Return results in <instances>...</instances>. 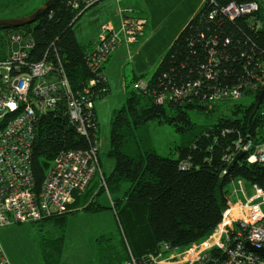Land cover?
<instances>
[{"label":"trees","instance_id":"16d2710c","mask_svg":"<svg viewBox=\"0 0 264 264\" xmlns=\"http://www.w3.org/2000/svg\"><path fill=\"white\" fill-rule=\"evenodd\" d=\"M230 1L216 0L211 6L205 3L177 35L156 70L149 76L135 75L130 80L125 103L115 112L108 152L115 166L106 173L99 154L104 180L100 175L97 192L108 190L110 207L122 232L123 252L118 246H109L111 264L124 263L130 253L142 257L160 252L165 245L182 248L202 242L221 223L234 180L242 178L248 184L264 186L263 165L247 163L245 157L232 162L225 160L233 152L237 137L252 131L257 124V115L251 119L256 96L248 105L228 102L232 114H219L206 127H196L188 113V109L213 113L220 107L218 103L209 108L194 94L204 97L218 88L244 85L260 74L264 62V27L256 31L246 15L235 18L226 15L222 7ZM88 9L75 14L65 0H56L36 22L9 29L27 31L34 39L30 61L47 59L63 65L73 87L80 89L92 76L85 61L92 45L78 41L74 26ZM213 12L215 15L211 17ZM258 14L264 23V7ZM1 30H10L0 27V57H4L7 41ZM139 80H146L149 88L157 87L160 92L176 89L182 94L188 92L190 99L187 102L169 99L158 104L149 92L135 87ZM150 120L169 123L183 133L196 128L197 132L176 145L175 156L163 155L141 144ZM36 132L32 161L35 189L40 190L55 157L64 151L89 149L92 136L90 130V136L80 133L63 101L57 110L41 115ZM89 190L90 185L75 192V199L65 213L34 223L62 226L69 212L80 208L96 212L105 208L91 199L93 192ZM50 249L60 253L63 246ZM46 256L52 257L49 253Z\"/></svg>","mask_w":264,"mask_h":264},{"label":"built area","instance_id":"2783aa9c","mask_svg":"<svg viewBox=\"0 0 264 264\" xmlns=\"http://www.w3.org/2000/svg\"><path fill=\"white\" fill-rule=\"evenodd\" d=\"M100 1L65 0V4L70 11L79 14ZM204 3L211 6L216 0H205ZM262 7L264 0L243 3L231 0L222 11L230 18L246 15L249 25L257 31L264 27L258 14ZM121 14L120 27L115 28L111 22L103 24L86 53L85 61L92 76L80 89L73 87L63 65L47 59L30 61V50L35 41L27 31L10 35L6 54L0 57V227L63 214L74 201L75 192L86 190L96 175L102 176L95 101L110 92L105 64L124 40L137 41L146 26V19L137 16L134 8H122ZM24 33L30 35V39L15 49V42H21ZM211 54L215 56L214 51ZM135 87L149 92L158 104L169 99L187 102L191 95L188 92L182 94L178 89L160 92L157 87L149 88L146 80H139ZM188 89L194 90L193 87ZM263 89L264 62H261L260 74L253 81L218 88L204 97L197 94L193 97H199L201 103L212 108L218 103H233L247 94H255L258 101ZM62 101L80 133L90 136L91 131L92 145L87 150L59 153L47 171L41 189L36 190L32 152L37 123L42 114L57 110ZM255 115L258 118L256 126L237 137L226 161L232 162L238 152H243L247 163L264 166V100ZM232 185L236 186L234 192L242 197L232 201L229 196L221 223L207 239L182 248L165 245L162 248L179 251L167 258L162 256V250L142 257L130 253L129 259L122 264H264V255L247 246L249 242L264 249V186L248 184L242 178L234 180ZM247 186L251 187V194H248ZM0 264H11L1 243Z\"/></svg>","mask_w":264,"mask_h":264},{"label":"rangeland","instance_id":"374dc122","mask_svg":"<svg viewBox=\"0 0 264 264\" xmlns=\"http://www.w3.org/2000/svg\"><path fill=\"white\" fill-rule=\"evenodd\" d=\"M44 0H0V18L21 17L30 14L36 10ZM101 9L100 15L93 23V19L89 20V10ZM121 4L119 0H102L93 7L86 10L83 15L75 23L74 29L78 31L77 36L80 42L87 41L91 32L97 23L106 17L117 25L120 23ZM161 15L168 16L165 24L169 29H173V18L177 15V8H163ZM33 10V11H34ZM176 13V14H175ZM183 13V8H182ZM175 15V16H174ZM176 19H178L176 17ZM164 21V22H165ZM122 22V21H121ZM121 25V24H120ZM80 28V30H78ZM1 30L4 39L9 41L12 33L23 34L22 29ZM25 34V33H24ZM30 39V35L22 37L21 42H15V49L21 48ZM10 45V42H8ZM120 96V97H118ZM255 99L254 95H244L242 98L233 101L243 105L251 104ZM125 96L122 90L117 92L113 98L104 96L96 99V110L99 123V154L102 163V169L106 173H110L115 166V160L108 155L111 148V131L112 122L115 112L125 103ZM231 106L226 103L220 104L219 110L215 112L200 111L198 109H188V113L196 127H206L211 124L219 114H232ZM147 131V132H146ZM145 140L141 142L144 148H153L159 153L167 156H175L176 145L182 144L187 137L193 132L183 133L169 123H161L158 120H150L147 125ZM101 186L100 174L96 175L90 184L92 191L91 199L100 202L105 208L99 211H86L82 208L76 212L67 214V221L64 225L59 226L53 223L45 222L43 224L32 223H15L8 226L0 227V243L4 247L11 261L15 264H111L112 260L109 255V246H118L122 252V232L119 226L114 209L110 206L112 200L108 190L97 193ZM127 186V185H126ZM248 194L252 193L250 186H247ZM120 195V194H119ZM116 194H114V197ZM61 240V243H60ZM63 246L62 252L50 249L52 246ZM50 246L45 252L41 248ZM163 257H170L172 254H178V249L162 248ZM52 256L47 258V254ZM59 253V254H58Z\"/></svg>","mask_w":264,"mask_h":264},{"label":"crops","instance_id":"0c3cea01","mask_svg":"<svg viewBox=\"0 0 264 264\" xmlns=\"http://www.w3.org/2000/svg\"><path fill=\"white\" fill-rule=\"evenodd\" d=\"M204 2L205 0H119V3L121 4V7L119 8L120 14L122 8H134L137 16L146 19V26L144 33L139 36L137 41L128 42L127 40H124L112 53L105 64L104 72L110 85V92L107 94L108 97L113 98L117 88V92L122 90L126 98L128 84L135 75H151L158 67L160 60L167 52L177 35L201 10L205 4ZM166 7L173 9L177 8L178 10L177 15H174L175 18L172 19L174 22L173 29H169L165 24L167 22L165 21V18L168 19V16L160 14V12H162L161 10H164L163 8ZM101 9H103V7H100L96 11L94 10V12L93 9H91L86 16L88 15V19H93V23H95V20L101 13ZM176 17L178 19H176ZM100 20L101 21L97 23V26H95L87 41L82 43L78 40L81 44L92 45L104 22L103 18ZM105 20L106 22H111L115 28H119L122 21V14L120 17L121 21L117 25L110 17H106ZM78 30H80V28ZM74 32L78 39V31L74 29ZM235 187V185H231L229 192L232 201H236L242 197L240 194L234 192ZM49 247L50 246H45L44 248H41V251L44 250L45 252H48L47 250ZM2 248L4 249L3 246ZM5 253L8 256L6 251ZM8 258L11 264H15L11 261L9 256Z\"/></svg>","mask_w":264,"mask_h":264},{"label":"water","instance_id":"95a60500","mask_svg":"<svg viewBox=\"0 0 264 264\" xmlns=\"http://www.w3.org/2000/svg\"><path fill=\"white\" fill-rule=\"evenodd\" d=\"M56 0H46L43 2L34 12L21 17H12V18H0V27L3 28H17L21 27L27 24H32L36 22L54 3ZM264 100V89L258 96V101L256 103V108L251 116V119L255 116L258 108L263 103ZM241 157H243V152H238L235 155V158L233 161L239 160ZM247 246L253 250V251H259L264 255V249L258 248L257 246L251 245L249 242L247 243Z\"/></svg>","mask_w":264,"mask_h":264}]
</instances>
